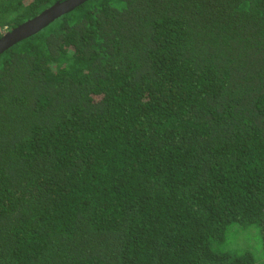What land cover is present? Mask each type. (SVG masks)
<instances>
[{
	"label": "trees",
	"instance_id": "16d2710c",
	"mask_svg": "<svg viewBox=\"0 0 264 264\" xmlns=\"http://www.w3.org/2000/svg\"><path fill=\"white\" fill-rule=\"evenodd\" d=\"M0 264H264V0H84L3 50Z\"/></svg>",
	"mask_w": 264,
	"mask_h": 264
},
{
	"label": "water",
	"instance_id": "95a60500",
	"mask_svg": "<svg viewBox=\"0 0 264 264\" xmlns=\"http://www.w3.org/2000/svg\"><path fill=\"white\" fill-rule=\"evenodd\" d=\"M84 0H58L35 16L6 30L0 36V53L17 41L37 32L60 14L74 8Z\"/></svg>",
	"mask_w": 264,
	"mask_h": 264
},
{
	"label": "rangeland",
	"instance_id": "374dc122",
	"mask_svg": "<svg viewBox=\"0 0 264 264\" xmlns=\"http://www.w3.org/2000/svg\"><path fill=\"white\" fill-rule=\"evenodd\" d=\"M248 238H252L253 239V237H252V235L251 234H248V235H246ZM233 234H229V239H230V242L233 244L234 243V241H233ZM238 239H239V235H238V237H237Z\"/></svg>",
	"mask_w": 264,
	"mask_h": 264
}]
</instances>
